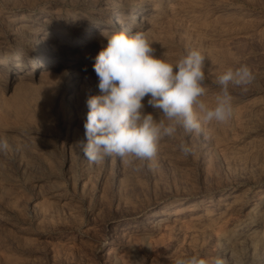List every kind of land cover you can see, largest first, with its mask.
I'll list each match as a JSON object with an SVG mask.
<instances>
[{
	"label": "rangeland",
	"instance_id": "1",
	"mask_svg": "<svg viewBox=\"0 0 264 264\" xmlns=\"http://www.w3.org/2000/svg\"><path fill=\"white\" fill-rule=\"evenodd\" d=\"M143 4L157 57L175 63L193 49L207 57L210 105L228 68L246 64L256 79L247 91L230 87L228 122L163 140L155 167L137 161L135 171L116 156L92 164L81 143L86 101L100 95L93 65L112 34L101 31L114 29L110 12L128 24ZM86 26L99 46L48 58L61 39L84 43L72 29ZM0 30L9 34L0 55L26 58L0 75V135L11 145L0 155V264H173L193 254L264 264V0H0ZM39 50L44 64L31 58ZM147 99L145 111L157 115ZM182 142L194 148L187 158Z\"/></svg>",
	"mask_w": 264,
	"mask_h": 264
},
{
	"label": "clouds",
	"instance_id": "2",
	"mask_svg": "<svg viewBox=\"0 0 264 264\" xmlns=\"http://www.w3.org/2000/svg\"><path fill=\"white\" fill-rule=\"evenodd\" d=\"M107 46L95 58L93 70L98 77L100 95L87 101L84 123L87 143H81L84 158L98 164L116 156L125 166L138 171L155 167L160 145L183 130L185 135L202 134L204 125L226 123L234 115L230 87L247 91L256 76L242 64L228 68L214 84L220 89L214 104L206 94L204 62L201 50L193 49L175 63L157 57L152 43L143 32L118 30L107 37ZM147 106L157 115L145 111ZM11 145L0 135V155H7ZM178 150L184 158L194 148L181 143ZM173 264H226L221 256L209 259L199 254L179 257Z\"/></svg>",
	"mask_w": 264,
	"mask_h": 264
},
{
	"label": "bare ground",
	"instance_id": "3",
	"mask_svg": "<svg viewBox=\"0 0 264 264\" xmlns=\"http://www.w3.org/2000/svg\"><path fill=\"white\" fill-rule=\"evenodd\" d=\"M148 4V3H147ZM147 4L146 5H142V6H140L139 7V9H138V11H136V12H131L130 13V15H129V17H128V19L127 20H129V22H128V24H118V25H116V23H121V18L122 17H120V15H119V13H114V12H110V15L112 16V17H114L113 18V23L111 24V26L114 28L113 30H111V29H103L101 32H102V34H111V33H113V32H115V31H118V30H121V29H123V30H127L130 34L131 33H135V32H143V29H142V27H143V17H144V15L145 14H147L146 13V11L147 10H150L149 8H147ZM146 6V7H145ZM116 8H119V7H116ZM42 10H44L43 8H42ZM108 10V9H107ZM137 10V9H136ZM154 10V9H153ZM121 11V10H120ZM108 15V14H107ZM106 15V16H107ZM120 18V20L118 21L116 18ZM72 22H74V24L77 26L78 24H80L81 23V19H80V17L78 16H76V17H74L73 19H72ZM126 22V21H125ZM73 24V23H72ZM74 25V26H75ZM125 25H128L127 26V28H125ZM59 26H61L60 24H58V26L57 25H52V26H48V28H50V29H52L53 31H54V33L55 32H59ZM56 28V29H55ZM61 28V27H60ZM95 28L96 27H93V26H91V27H88V26H86V27H81L80 29H78V28H73L72 30L76 33V36L78 37V39H79V37H81L82 35H84L87 39H85L84 40V43H80L79 42V40H75V41H73V42H70V40H64V39H61L60 41H58V45H56L55 47H52V51H49L48 52V54H51V55H54L55 57H54V59L53 58H51V57H48L50 60H52V61H54V62H58L59 61V59H60V57H59V55L60 56H64L63 54H62V52H63V50H64V48H66V46H68V48L70 49H72V50H77V49H85V48H93L94 46H99V45H97L96 43V41H97V34L96 33H94L93 34V31L95 30ZM99 33V32H98ZM144 33V32H143ZM12 34V33H11ZM9 34H8V32L6 31V30H0V43H2L3 42V39H5L7 36H8ZM36 35V34H35ZM51 36V35H50ZM53 36H55V34L53 35L52 34V37L51 38H54ZM108 36V35H107ZM30 40H34L35 39V36H32V35H30L29 37H28ZM34 38V39H33ZM55 40V39H54ZM64 40V41H63ZM100 40H102L101 38H100ZM107 43V42H106ZM53 45V44H52ZM88 45V46H87ZM100 46H101V44H100ZM50 47V46H49ZM85 47V48H84ZM87 48V49H88ZM68 50V49H67ZM91 51H92V49H91ZM44 52L43 51H38V55H35V54H33L32 53V59L34 58V59H36L37 61H41V63H43V60H41V58H42V54H43ZM16 55H18L19 57H21L22 59H24L23 57H25L23 54H21L18 50H14V51H11L9 54H6V55H0V75L5 71V70H7V69H9L7 66H4V65H6L11 59H13V58H15L16 57ZM65 57V56H64ZM68 58V57H67ZM16 59V58H15ZM23 61H26V58L23 60ZM80 63V61L78 60V59H74V63L72 62V64H69L68 65V69H70L69 67H72V68H75L78 64ZM44 64V63H43ZM41 66V65H40ZM44 66V65H43ZM67 66V65H66ZM62 67H64L63 65H62ZM79 67V66H78ZM80 68V67H79ZM76 69V68H75ZM84 71V70H83ZM32 73H26V74H16L15 76H14V81H16V82H23V81H25V80H27V79H29V77L27 76V75H31ZM229 196H232V195H229ZM229 196H228V198H229ZM232 198V197H231ZM225 203V202H224Z\"/></svg>",
	"mask_w": 264,
	"mask_h": 264
}]
</instances>
